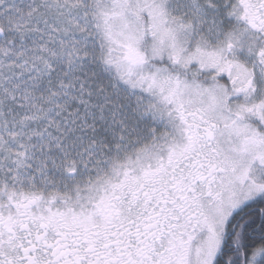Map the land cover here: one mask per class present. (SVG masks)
Here are the masks:
<instances>
[{
    "label": "snow or ice",
    "instance_id": "snow-or-ice-1",
    "mask_svg": "<svg viewBox=\"0 0 264 264\" xmlns=\"http://www.w3.org/2000/svg\"><path fill=\"white\" fill-rule=\"evenodd\" d=\"M0 264H264V0H0Z\"/></svg>",
    "mask_w": 264,
    "mask_h": 264
}]
</instances>
